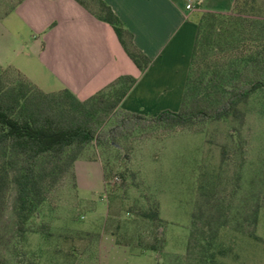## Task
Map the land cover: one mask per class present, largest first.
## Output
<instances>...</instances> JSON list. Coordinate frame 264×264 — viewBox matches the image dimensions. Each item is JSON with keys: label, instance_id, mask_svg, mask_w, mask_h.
Returning a JSON list of instances; mask_svg holds the SVG:
<instances>
[{"label": "rangeland", "instance_id": "374dc122", "mask_svg": "<svg viewBox=\"0 0 264 264\" xmlns=\"http://www.w3.org/2000/svg\"><path fill=\"white\" fill-rule=\"evenodd\" d=\"M17 1L0 0V16ZM234 3L221 5L227 10L193 6L199 18L214 12L224 21L210 35L207 69L215 47L249 49L259 42L253 22H264V0ZM243 111L241 122L155 125L115 144H90L78 160L77 181L68 172L40 206L35 223L42 233L18 243L10 194L0 204V264H17L15 245L34 264H194L209 194L224 197L228 211L217 236L228 250L222 264H264V206L254 228L238 224L264 196V94L255 93ZM151 200L159 203L160 221L142 215ZM252 228L261 240L248 236ZM151 244L158 250L143 249Z\"/></svg>", "mask_w": 264, "mask_h": 264}, {"label": "trees", "instance_id": "16d2710c", "mask_svg": "<svg viewBox=\"0 0 264 264\" xmlns=\"http://www.w3.org/2000/svg\"><path fill=\"white\" fill-rule=\"evenodd\" d=\"M79 1L112 26L129 58L139 70H144L149 58L134 45L131 32L111 8L102 0H92L94 7L88 0ZM234 1L236 8L238 0ZM219 22L224 21L214 12L202 14L197 21L184 92L175 112L163 110L145 116L121 110L119 103L135 82L131 75H121L89 98L80 100L66 88L44 92L16 68L0 66V204L12 194L17 243L27 233H42L43 225L38 227L35 223L40 206L64 175L70 172L76 177L75 162L90 144H115L135 130L155 125L243 120V106L258 91L264 94V22H253L259 39L253 48L215 47L213 65L207 69L210 35ZM230 25L239 23L230 20ZM228 33L232 36L234 31ZM203 62L205 71L201 70ZM223 204L224 197L213 199L209 194L205 199V225L199 228L205 236L195 239L198 248L193 247L191 253L194 264L223 263L221 258L228 250L217 240L219 230L228 221ZM158 206L157 200H151L142 215L160 221ZM261 206L264 196L257 197L249 217L242 216L238 224L244 221L254 228ZM253 228L248 236L261 240ZM143 249L158 250L153 244ZM14 251L17 264H34L25 258L19 246L15 245Z\"/></svg>", "mask_w": 264, "mask_h": 264}, {"label": "crops", "instance_id": "0c3cea01", "mask_svg": "<svg viewBox=\"0 0 264 264\" xmlns=\"http://www.w3.org/2000/svg\"><path fill=\"white\" fill-rule=\"evenodd\" d=\"M102 1L149 58L144 70L129 58L112 26L79 0H22L0 16V66L16 68L44 92L66 88L80 100L131 75L135 82L121 110L145 116L177 111L197 33L196 10L186 9L187 0ZM224 2L231 7L233 0H192L197 9L227 10Z\"/></svg>", "mask_w": 264, "mask_h": 264}, {"label": "built area", "instance_id": "2783aa9c", "mask_svg": "<svg viewBox=\"0 0 264 264\" xmlns=\"http://www.w3.org/2000/svg\"><path fill=\"white\" fill-rule=\"evenodd\" d=\"M186 9H193V3H192V0H187V3H186Z\"/></svg>", "mask_w": 264, "mask_h": 264}]
</instances>
